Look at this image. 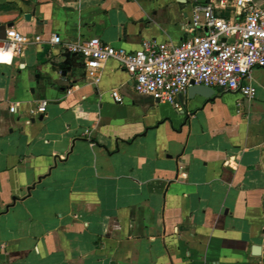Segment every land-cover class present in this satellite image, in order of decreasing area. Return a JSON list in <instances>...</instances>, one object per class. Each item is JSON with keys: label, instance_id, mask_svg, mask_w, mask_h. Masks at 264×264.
<instances>
[{"label": "crops", "instance_id": "1", "mask_svg": "<svg viewBox=\"0 0 264 264\" xmlns=\"http://www.w3.org/2000/svg\"><path fill=\"white\" fill-rule=\"evenodd\" d=\"M205 5L242 20L264 0H0V40L41 37L0 54V264H264V66L252 99L170 103L49 40L176 44Z\"/></svg>", "mask_w": 264, "mask_h": 264}, {"label": "built area", "instance_id": "2", "mask_svg": "<svg viewBox=\"0 0 264 264\" xmlns=\"http://www.w3.org/2000/svg\"><path fill=\"white\" fill-rule=\"evenodd\" d=\"M201 8L206 32L195 33L176 44L146 39L138 49L128 50L103 43L98 37L65 42L53 34L49 40L80 55L90 75L98 73L108 59L120 61L137 93L162 102L175 103L192 84L254 98L256 89L246 80L255 68L264 66V8L250 5L242 20L219 17L213 5ZM40 40V35L31 39L17 29L7 28L5 38L0 40V54H18L30 42ZM111 94L114 101H123L118 90ZM46 109L47 101L43 100L37 112L42 114Z\"/></svg>", "mask_w": 264, "mask_h": 264}, {"label": "water", "instance_id": "3", "mask_svg": "<svg viewBox=\"0 0 264 264\" xmlns=\"http://www.w3.org/2000/svg\"><path fill=\"white\" fill-rule=\"evenodd\" d=\"M214 92H215L214 88H212L210 86H206V85L192 84L189 87L190 96H193L195 94H200V95H203L205 97H210L211 95H213Z\"/></svg>", "mask_w": 264, "mask_h": 264}]
</instances>
